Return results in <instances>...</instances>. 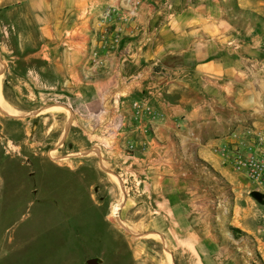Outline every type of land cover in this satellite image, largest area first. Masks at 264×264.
I'll list each match as a JSON object with an SVG mask.
<instances>
[{"label":"crops","instance_id":"crops-1","mask_svg":"<svg viewBox=\"0 0 264 264\" xmlns=\"http://www.w3.org/2000/svg\"><path fill=\"white\" fill-rule=\"evenodd\" d=\"M0 1L6 13L13 6L29 14L30 33L26 21L14 24L22 26L18 45H30L17 61L30 70L36 96L45 84L49 95L65 100L73 116L68 132L78 127L80 147L109 144L117 160L124 157L121 147H133L129 158L159 166L153 180L176 214L187 212L180 195H207L199 182L209 174L198 164L212 172L216 197L249 200L252 184L231 169L222 150L248 131H264V49L254 29L232 24L231 0H141L134 10L124 0ZM238 1L245 9L246 0ZM135 103L149 113L136 116ZM116 117L124 127L110 140L103 129ZM204 208L238 213L252 237L231 239L219 220L200 225L183 214L179 229L191 252L183 250L177 260L264 264L263 204ZM249 216L252 221L243 220Z\"/></svg>","mask_w":264,"mask_h":264},{"label":"rangeland","instance_id":"rangeland-1","mask_svg":"<svg viewBox=\"0 0 264 264\" xmlns=\"http://www.w3.org/2000/svg\"><path fill=\"white\" fill-rule=\"evenodd\" d=\"M238 2L231 0L232 24L254 29L264 49V0H246L245 9ZM13 8L6 13L0 1V264H189L177 260L183 250L191 252L183 241L188 234L179 229L183 214L200 225L219 220L228 238L252 237L241 229L238 213L204 207L221 212L223 205H264L253 185L247 201L234 193L216 197L212 172L198 164L209 174L199 182L207 195H180L187 212L176 214L153 180L159 166L129 158L133 147H121L118 160L112 147H80L78 127L68 132L73 116L65 100L49 95L45 84L36 96L30 70L17 61L30 45H18L22 26L15 21L31 28L29 14ZM261 55L264 60V50Z\"/></svg>","mask_w":264,"mask_h":264},{"label":"built area","instance_id":"built-area-1","mask_svg":"<svg viewBox=\"0 0 264 264\" xmlns=\"http://www.w3.org/2000/svg\"><path fill=\"white\" fill-rule=\"evenodd\" d=\"M130 9H135L141 0H124ZM136 116H140L142 112L149 113V109L135 103L133 105ZM124 121L122 117H116L109 120L103 129V136L110 140H116L120 137ZM250 137L252 140L250 141ZM109 144L100 143L103 149L108 148ZM111 147V146H110ZM131 147V146H129ZM223 156L229 162L234 172L243 175L257 190L264 195V131L246 132L240 135V140L231 149L222 150ZM264 236V218L261 228Z\"/></svg>","mask_w":264,"mask_h":264},{"label":"water","instance_id":"water-1","mask_svg":"<svg viewBox=\"0 0 264 264\" xmlns=\"http://www.w3.org/2000/svg\"><path fill=\"white\" fill-rule=\"evenodd\" d=\"M91 261V264H95V261L94 260H90ZM89 262V261H88ZM89 264V263H88Z\"/></svg>","mask_w":264,"mask_h":264},{"label":"bare ground","instance_id":"bare-ground-1","mask_svg":"<svg viewBox=\"0 0 264 264\" xmlns=\"http://www.w3.org/2000/svg\"><path fill=\"white\" fill-rule=\"evenodd\" d=\"M114 215H116V212H114ZM89 264H91V261L89 260V262H88Z\"/></svg>","mask_w":264,"mask_h":264}]
</instances>
